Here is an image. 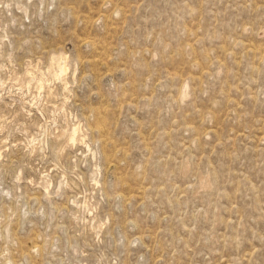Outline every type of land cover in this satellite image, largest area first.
<instances>
[{"label": "rangeland", "instance_id": "rangeland-1", "mask_svg": "<svg viewBox=\"0 0 264 264\" xmlns=\"http://www.w3.org/2000/svg\"><path fill=\"white\" fill-rule=\"evenodd\" d=\"M0 264H264V0H0Z\"/></svg>", "mask_w": 264, "mask_h": 264}, {"label": "bare ground", "instance_id": "bare-ground-1", "mask_svg": "<svg viewBox=\"0 0 264 264\" xmlns=\"http://www.w3.org/2000/svg\"><path fill=\"white\" fill-rule=\"evenodd\" d=\"M75 133H76V128L74 129V134H73V136H72V138H71L72 140L76 138V137H75Z\"/></svg>", "mask_w": 264, "mask_h": 264}]
</instances>
